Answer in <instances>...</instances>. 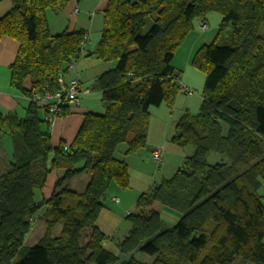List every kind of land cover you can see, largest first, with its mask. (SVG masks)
<instances>
[{"label":"trees","instance_id":"1","mask_svg":"<svg viewBox=\"0 0 264 264\" xmlns=\"http://www.w3.org/2000/svg\"><path fill=\"white\" fill-rule=\"evenodd\" d=\"M11 1L0 39L19 42L10 86L30 103L22 117L0 112V138L13 143V158L0 161V264H147L136 251L154 256L150 264H264V0H106L100 39L88 52L115 63L95 80L105 110L84 113L67 149L64 141L52 145L43 106L31 99L35 90L57 88L58 74L84 53L86 32H52L47 11L59 14L70 0ZM211 13L221 16L218 33L192 59L204 74L200 109L184 113L171 137L192 152L138 195L116 254L97 220L111 184L130 186L118 148L124 143L130 154L146 146L150 108L174 105L182 90L174 55L195 21L208 26ZM69 111L64 106L63 116ZM210 153L220 161L210 163ZM84 171L83 190L72 189L68 182ZM155 202L179 219L167 226ZM39 213L46 230L27 247Z\"/></svg>","mask_w":264,"mask_h":264},{"label":"crops","instance_id":"2","mask_svg":"<svg viewBox=\"0 0 264 264\" xmlns=\"http://www.w3.org/2000/svg\"><path fill=\"white\" fill-rule=\"evenodd\" d=\"M80 3L81 0H70L65 9L59 14H56L57 16H54L56 17L54 18V22L56 26L62 28V30H83L86 32V34L89 35L90 38V25H78L79 13L82 11L80 8ZM11 6V0L0 1V16L5 14ZM105 6L106 0H96V4L93 10L87 12L88 18L92 21V18L95 15L94 10H98L102 13ZM75 8H77L78 11L74 14L73 10ZM47 14L51 27V14L50 12H48ZM200 21L201 19H197L195 21L194 28L186 36L182 45L177 49L172 60V65L176 70H178L180 74L181 83L189 88H194V91L199 90V96H195L194 91L183 93V91L181 90L176 98L174 105L169 106L166 103H162L159 106H153L150 108V123L148 128L146 146L130 154H125V149L119 152V155L124 157L128 163L130 173V186L126 189H123L120 188L117 184L116 186H113V184H111L110 188L113 189L114 192L126 193V191H129L132 188L133 177H135V180H137L135 181V183L139 195L142 192L141 190H145V188H148L152 183L159 182L163 178L171 177L175 173V171L182 165L184 157L192 152V150L189 148L186 149L174 144L171 141V137L175 133V125L177 121L184 115V113L189 112L191 114H196L199 112L198 108L200 107L202 101L201 86L204 80V76L192 65V59L196 51L201 46L209 44L214 40L218 33L221 16L216 13L209 14L207 19H205V21L208 23V28L206 29H202L200 27ZM100 35L101 30L96 37L97 39H93L92 43H90V38V41L87 43L84 53L78 59L76 64V70L81 74L83 86L89 87L90 92L82 96L79 106L70 108L69 113L65 114L62 117H59L54 125L49 128L51 134V143L53 146H58L61 141L70 143L74 139L83 121L84 113L87 111H94L93 109H91L92 96L95 94V92L99 93L100 96V92L95 88L96 78L103 71L112 68L115 65L114 62L102 61L98 59L95 54L90 55L88 53L95 49L100 39ZM18 49L19 42L17 40L8 36H4L0 39V112H14L18 116L22 117L26 113V110L30 103V99L27 96L20 94L10 86L9 70V66L14 61ZM88 60L94 61V65L99 68L100 71L92 73V67H90L88 64L80 65V62H85ZM107 63L110 64L106 65ZM195 88L199 89L197 90ZM190 94H192L193 96L190 97ZM193 97H196L194 103L191 102L193 101ZM40 114L43 116L44 111L43 113H41L40 110ZM158 146H163V160L159 164L154 160L152 154V151ZM12 158V139L9 135H3L0 138V161H7ZM153 164L155 166L154 168ZM56 175L57 174H55V172H52L48 178L47 184L49 183L53 185ZM260 193L262 194L264 199V182L262 184V187L260 188ZM112 197L119 198L115 193L111 194L110 196V199L114 201ZM121 200L122 199L119 198V201L117 203H121ZM126 207H128V205ZM152 208L158 211L166 222L170 223H175L181 215L179 212L172 210L171 208L159 202H155ZM129 211L131 212L132 210L128 209L127 212Z\"/></svg>","mask_w":264,"mask_h":264},{"label":"rangeland","instance_id":"3","mask_svg":"<svg viewBox=\"0 0 264 264\" xmlns=\"http://www.w3.org/2000/svg\"><path fill=\"white\" fill-rule=\"evenodd\" d=\"M96 4V0H81L80 3V8H81V12L79 13V26H83V25H90V38H91V42L93 41V39H97V35L99 34V31L102 28L103 25V16L102 13L98 10H94L95 15L91 19L88 18L87 12L88 11H92L94 6ZM50 12V18L52 19V31L53 32H58L61 31L62 28H59L58 26H56L55 24V20L54 17L56 14L53 13L52 11H47V13ZM217 14V13H216ZM57 16V15H56ZM49 21V19H48ZM153 22V18L150 17L147 20L146 26L144 28V30L142 32H146L152 25ZM202 28V27H201ZM208 28V27H207ZM202 29H206V28H202ZM94 60V59H93ZM94 61L92 60H88V61H83L80 62V65H85L88 64L90 67H92V73H96L99 70V68H97L94 63ZM110 63H107L106 65H108ZM79 65V67H80ZM105 65V66H106ZM106 68V67H105ZM103 68V69H105ZM204 76V74H203ZM204 78V77H203ZM204 86V80L202 82V86L201 88L203 89ZM190 89H192L190 87ZM194 89V88H193ZM192 89V90H193ZM195 89H199V88H195ZM194 91V90H193ZM192 91V92H193ZM181 92V91H180ZM195 96H199V90L198 91H194ZM183 93H186L183 91ZM192 97L193 95L190 94ZM196 97L192 98L193 101H191L192 103H194ZM91 109H93L95 112L98 113H102L105 110V105L104 103L101 101L99 93H96L92 96V106ZM200 109V107L198 108ZM41 113H43V108L40 109ZM126 144L122 143L119 148L118 151H122L123 149H125ZM222 155L217 154V153H210L208 160L210 163H214L217 161H220ZM153 162V161H152ZM155 162V161H154ZM154 164H153V168H154ZM58 174V173H57ZM89 177V173L84 171L82 173H80L79 175H77L76 177H74L70 182H68L69 186L77 191H81L83 190L85 183L87 182V179ZM135 177H133V184H132V188L129 191H126V193H120V192H114L113 189H109L108 191V196L105 198L104 200V207L102 208L99 218L97 220V224L98 226L101 228V230L105 233L106 235V240H105V246L112 252L114 253H118L119 249H118V243L125 237V235L128 233V229L130 226V222L127 219V210L130 209L132 211H135V201L138 197V189L135 183ZM113 186H116V183H112ZM147 188H145L146 190ZM52 190V184H47L44 192L45 193H51ZM145 190H141V191H145ZM115 193L121 200V203H117L114 202L110 199L111 194ZM39 192H37V196H38ZM128 205V207H126ZM39 213L38 215H36L33 220H32V226L31 229L29 231V233L26 235L25 238V246H33L35 245L39 239L43 236L45 230H46V225L44 223V221L41 219ZM168 224H166L167 226H171L173 224H171L170 222H167ZM61 224L57 225L56 227H54L52 229V235L53 236H57L59 235L60 231H61ZM134 256L139 259L142 262H145L147 264H150L153 260H154V256L140 252V251H136L133 253ZM241 263V259L237 258L234 262V264H240ZM246 264H253L252 262H247Z\"/></svg>","mask_w":264,"mask_h":264},{"label":"built area","instance_id":"4","mask_svg":"<svg viewBox=\"0 0 264 264\" xmlns=\"http://www.w3.org/2000/svg\"><path fill=\"white\" fill-rule=\"evenodd\" d=\"M78 11L77 8L73 10L75 14ZM202 28H207V24L201 22ZM90 41L89 35L86 34L81 43V48L84 50L87 43ZM77 62L70 61L65 70L58 74L57 88H44L43 91H33V96L31 100H34L38 104L43 106L44 110V122L50 126L54 125L59 117L63 116V108L68 105L69 109L79 106L82 96L88 92L90 89L84 87L82 84V77L80 72L76 70ZM182 91L188 92L192 89L188 88L186 85L182 86ZM64 149L68 148V143L63 145ZM153 158L159 164L163 160V146L156 147L153 151ZM115 202L119 201V198H112ZM130 212V211H129ZM127 212V214L129 213Z\"/></svg>","mask_w":264,"mask_h":264}]
</instances>
